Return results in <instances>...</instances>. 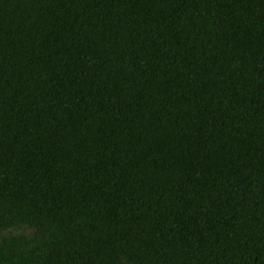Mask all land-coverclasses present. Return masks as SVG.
Here are the masks:
<instances>
[{
	"label": "trees",
	"instance_id": "16d2710c",
	"mask_svg": "<svg viewBox=\"0 0 264 264\" xmlns=\"http://www.w3.org/2000/svg\"><path fill=\"white\" fill-rule=\"evenodd\" d=\"M0 264H264V0H0Z\"/></svg>",
	"mask_w": 264,
	"mask_h": 264
}]
</instances>
